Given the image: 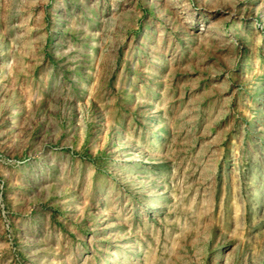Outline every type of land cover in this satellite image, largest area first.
Listing matches in <instances>:
<instances>
[{"label": "rangeland", "instance_id": "rangeland-1", "mask_svg": "<svg viewBox=\"0 0 264 264\" xmlns=\"http://www.w3.org/2000/svg\"><path fill=\"white\" fill-rule=\"evenodd\" d=\"M0 264H264V0H0Z\"/></svg>", "mask_w": 264, "mask_h": 264}]
</instances>
